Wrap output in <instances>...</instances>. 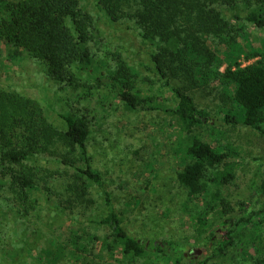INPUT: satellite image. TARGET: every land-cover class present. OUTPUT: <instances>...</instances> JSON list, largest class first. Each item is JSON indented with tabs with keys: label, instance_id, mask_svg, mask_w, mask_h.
Masks as SVG:
<instances>
[{
	"label": "trees",
	"instance_id": "16d2710c",
	"mask_svg": "<svg viewBox=\"0 0 264 264\" xmlns=\"http://www.w3.org/2000/svg\"><path fill=\"white\" fill-rule=\"evenodd\" d=\"M98 1L111 21L133 22L127 26L134 27L148 46L152 71L172 96L171 105H164L163 97L144 89L137 70L121 55L114 68L110 63L105 68L97 65L90 47L93 17L79 0H0V40L6 46L8 61L15 63L29 56L33 65L41 66L42 80L52 85L81 89L86 97L93 89L105 87L128 110L170 112L179 121L180 133L188 137L175 153L183 152L187 157L176 172L178 182L192 200L209 193L211 203L220 201V220L206 236L214 250L210 259L253 247L257 264H264V204L255 210L249 208L250 199H239L236 206L224 200L219 190L211 191V184L221 186L235 179L236 164L218 145L193 134L194 128L213 127L215 117L191 93L217 81L238 109L228 107L223 121L241 122L264 138V0ZM240 3L250 9L244 16L234 12V23L221 9L238 10ZM240 20L261 31V37L253 40L239 25ZM243 54L253 60L242 64ZM225 57L226 66L221 70ZM60 117L63 129L49 120L36 99L0 88V189L8 188L12 195L7 198L19 206L18 212L28 210L29 195L42 189L48 200L55 199L71 216L94 203L90 189L96 185L103 191L108 210L92 222L111 230L115 240L108 248L111 255L118 249L137 256L151 250L164 253L167 264H209L208 260H192L172 240H144L130 234L104 186L102 172L93 167L89 118L73 108ZM46 159L63 164L64 170L39 163ZM257 174L248 188L264 193V178H256ZM211 203L206 201L203 213L196 212L201 230L211 225L205 217L216 206ZM69 219L74 220L72 216ZM68 229V238L59 242L51 256L33 255L39 264H57L64 259L77 263L90 252L88 245L101 241L96 234L81 233L69 224ZM51 242L55 244L57 239ZM229 259L232 261L213 264H233L235 255Z\"/></svg>",
	"mask_w": 264,
	"mask_h": 264
},
{
	"label": "rangeland",
	"instance_id": "374dc122",
	"mask_svg": "<svg viewBox=\"0 0 264 264\" xmlns=\"http://www.w3.org/2000/svg\"><path fill=\"white\" fill-rule=\"evenodd\" d=\"M79 1L80 6L93 17L94 38L90 47L97 65L105 68L110 63L114 68L117 56L121 55L137 70L141 86L155 96L163 97L164 105H171L172 96L152 71L154 65L148 46L134 27L127 26L133 22L127 19L111 21L98 0ZM240 6L234 11L225 7L221 10L226 18L235 23L234 12L244 16L250 9L242 3ZM238 23L244 26L253 40L261 37V31L247 21L240 20ZM211 38L217 42L216 38ZM7 57L6 46L0 40V88L15 90L36 99L45 109L49 120L60 129L65 127L60 115L72 108L87 115L90 120L88 147L93 167L102 172L104 186L110 192L112 203L130 234L144 240H172L184 252L190 247L202 249L199 254L187 255L192 260H208L209 264L220 260L229 262L232 261L229 256L234 254L233 264H257L253 247L236 253L230 251L220 259H210L214 250L206 236L210 227L220 220V201L211 203L209 193L206 197L192 200L178 182L176 172L187 162V157L183 152L181 155L175 153L188 142V137L180 133L179 121L175 116L164 110H128L121 101L111 97L105 87L93 89L86 97L81 89L73 91L42 80L41 66L33 65L29 56H23L15 63L8 61ZM252 60L243 54L239 61L247 64ZM226 61L227 57L223 58L221 70L225 68ZM90 83L97 84L94 80H90ZM191 93L196 102L215 117L213 127L194 128L193 134L218 145L236 164L235 179L221 186L211 184V191L219 190L224 200L234 205L239 199H250L253 204H250V209L261 208L264 193H254L248 185L256 172V178H264V138L241 122L223 121L225 110L237 107L217 81L195 88ZM39 163L55 171L64 170L63 164L57 161L46 159ZM90 192L94 203L88 208L77 209L71 215L74 221L69 219L68 211L60 209L55 199L48 200L42 189L34 190L29 195V208L22 212H18L19 206L13 199L8 200L7 197L12 195L8 188L0 189V264H39L33 255L51 256L59 242L68 238V224L81 233L85 230L96 234L101 241L88 245L90 252L81 261L74 263L64 259L57 264L168 263L164 253L151 250L137 256L133 253L123 254L118 249L111 255L108 248L115 243L111 230L92 222L106 214L108 206L98 186H92ZM206 201L216 206L205 215L211 225L201 230L196 212L203 213ZM196 203L198 206H195ZM54 238L57 243L52 244L51 239Z\"/></svg>",
	"mask_w": 264,
	"mask_h": 264
},
{
	"label": "flooded vegetation",
	"instance_id": "af4514ba",
	"mask_svg": "<svg viewBox=\"0 0 264 264\" xmlns=\"http://www.w3.org/2000/svg\"><path fill=\"white\" fill-rule=\"evenodd\" d=\"M203 249H204V247H203ZM202 251V249H196V248H194V247H190V248H188V251L187 252H184V254L187 256L188 254H190V253H195V254H199L200 252Z\"/></svg>",
	"mask_w": 264,
	"mask_h": 264
}]
</instances>
